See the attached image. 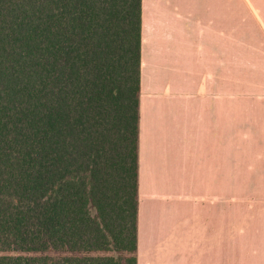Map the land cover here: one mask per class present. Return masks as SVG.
Returning <instances> with one entry per match:
<instances>
[{
	"label": "trees",
	"instance_id": "16d2710c",
	"mask_svg": "<svg viewBox=\"0 0 264 264\" xmlns=\"http://www.w3.org/2000/svg\"><path fill=\"white\" fill-rule=\"evenodd\" d=\"M142 0H0V264H138Z\"/></svg>",
	"mask_w": 264,
	"mask_h": 264
},
{
	"label": "crops",
	"instance_id": "0c3cea01",
	"mask_svg": "<svg viewBox=\"0 0 264 264\" xmlns=\"http://www.w3.org/2000/svg\"><path fill=\"white\" fill-rule=\"evenodd\" d=\"M209 14L207 18L204 13L182 8L181 0H142L138 264H264V218H254L248 228H239L237 235L248 240L234 242L236 246L231 249L235 228L231 229L223 204L174 196L176 178L184 167L188 169L193 158L195 175L197 163L203 174L200 184H208L209 171L218 172L219 100L211 99L215 73L209 77V54L214 61L219 36L218 24L213 29L208 25L214 16ZM191 37L197 46L196 68L190 65V53L182 68V51L192 43ZM151 45L158 49L157 57L165 67L163 73L154 69L150 82L147 71ZM177 48H181L179 68L190 75L180 84L173 77L180 73L174 66L175 55L169 52ZM190 206L195 210L194 217H182L183 210ZM243 245L247 248H240Z\"/></svg>",
	"mask_w": 264,
	"mask_h": 264
},
{
	"label": "rangeland",
	"instance_id": "374dc122",
	"mask_svg": "<svg viewBox=\"0 0 264 264\" xmlns=\"http://www.w3.org/2000/svg\"><path fill=\"white\" fill-rule=\"evenodd\" d=\"M181 5L182 8L187 7L199 14L204 13L207 18L212 12L214 16H211V22L208 24L210 29L218 24L219 48L216 42L218 51L217 54L216 51L214 53V61L209 54V77L215 73L213 88L211 83L210 89L213 93L211 99L219 100L220 159L218 172L217 169L213 174L209 171L206 185L199 182L203 174L199 173L198 163L195 175L194 158L187 170L186 167L183 169L182 162L181 176L172 178H176L174 196L180 194L182 200L185 198L186 201L198 197L200 200L223 204L231 229L235 228L231 232L233 249L236 246L234 242L243 244L248 240L243 235H237L239 228H248L254 218H264V0H181ZM190 42L192 43L189 47L182 51V68L189 53L190 65L196 68V41L191 37ZM155 47L150 46L148 56L151 60L147 71L150 82L155 76L154 69H160L163 73L165 67V62L157 57L158 49ZM178 50L181 51V48L170 49L169 52L171 56L172 53L175 55L172 56L175 60L174 66L180 73H175L173 77L180 84V80L186 79L189 73L186 74L180 69L181 52ZM213 62L216 64L215 69ZM222 132L224 139L221 141ZM140 194L142 201V192ZM221 210L219 208V212ZM194 211L190 206L183 210L182 217L191 219L195 215ZM249 242H252V237ZM240 248L247 247L243 245Z\"/></svg>",
	"mask_w": 264,
	"mask_h": 264
}]
</instances>
